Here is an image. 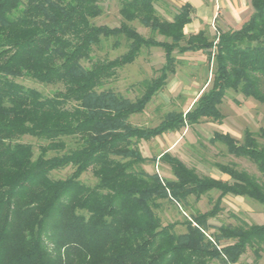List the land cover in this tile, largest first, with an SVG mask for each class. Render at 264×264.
I'll return each mask as SVG.
<instances>
[{"label": "trees", "instance_id": "16d2710c", "mask_svg": "<svg viewBox=\"0 0 264 264\" xmlns=\"http://www.w3.org/2000/svg\"><path fill=\"white\" fill-rule=\"evenodd\" d=\"M168 1L119 0L122 22L111 27L93 22L103 13L101 0H0V264H239L249 248L261 258L264 223L215 227L210 220L226 195L264 205V128L246 129L242 139L223 132L211 138L250 160L261 177L225 163L215 166L227 180L200 175L165 152L159 161L173 175L166 178L142 167L149 159L139 144L205 120L222 123L230 92L264 106V0H251L248 20L213 39L205 29L184 32L190 3L172 6V19L166 18L161 10L169 12ZM121 37L128 41L125 53L83 64L105 40L115 38L119 47ZM144 48L162 49L165 63L142 82L140 97L102 89ZM198 51L214 70L192 107L155 126L131 123L176 73L175 53ZM21 77L57 90L46 95L19 83ZM25 136L40 140L38 155L20 141ZM67 167L68 177L52 176ZM89 170L93 186L81 180ZM212 192L219 196L209 197L210 209L195 207ZM164 202L186 213L185 232L177 222H162Z\"/></svg>", "mask_w": 264, "mask_h": 264}, {"label": "rangeland", "instance_id": "374dc122", "mask_svg": "<svg viewBox=\"0 0 264 264\" xmlns=\"http://www.w3.org/2000/svg\"><path fill=\"white\" fill-rule=\"evenodd\" d=\"M172 2V0L168 1L170 7L168 11H171L165 15L168 19H172V6H174ZM101 5L103 13L93 22L97 25L119 26L122 22L119 14V0H101ZM161 12L164 14L163 10ZM222 20H225L223 16H216L209 25H204L210 39L217 36L218 30H222ZM132 25L144 36L150 35V31L138 22ZM158 39L163 38L158 36ZM115 41V38L105 40L101 46L94 49L91 60L85 61L83 64L90 67L93 61L97 59H114L125 53L128 49V41L121 37L120 46L114 47ZM175 54L178 59L176 73L170 75L166 86L153 98L143 113L130 118L134 125L155 126L169 113L186 112L204 89L210 86L214 65L213 62L209 63L205 53L198 51L187 52L182 55L177 52ZM164 63L165 55L162 49L144 48L132 64L120 68L117 76L107 81L102 89H111L130 100H135L144 91L142 82L158 76L159 69ZM17 81L27 87L36 88L46 95L57 90V86L39 83L30 77H21ZM222 111L225 115L222 123L205 120L198 125L184 128L178 132L167 133L150 141H141L140 149L143 155L149 159L148 163L142 167L149 173L157 172L163 177L173 178L169 166L159 161V157L163 153L170 152L180 158L187 166L195 168L200 175L227 180L229 177L215 166V163H225L234 164L240 169H245L261 177L260 172L250 160L228 154L224 146L212 143L211 138L215 132L230 133L237 139H242L246 129L259 132L261 128H264V106L251 98L230 92L222 105ZM20 141L31 143L35 148V154H39L37 146L40 144V140L25 136ZM69 143L71 146L75 145L72 140ZM72 171L71 167H67L54 171L52 176L56 179H64ZM81 180L88 186H93L97 182L91 170L84 173ZM218 196V192H212L209 196H205L198 203H195V207L201 211H206L212 207L209 197L215 201ZM222 208L219 215L210 220V223L215 227L241 222L264 223V205L251 199L226 195L222 200ZM158 213L164 224L177 222L179 223L177 231L185 232V226L182 223L186 213L182 212L180 208L164 202L163 209L159 210ZM215 230V228L212 229V231ZM212 264L222 263L215 260ZM239 264H264V250L261 251V258L256 260L253 250L249 248L242 256Z\"/></svg>", "mask_w": 264, "mask_h": 264}, {"label": "crops", "instance_id": "0c3cea01", "mask_svg": "<svg viewBox=\"0 0 264 264\" xmlns=\"http://www.w3.org/2000/svg\"><path fill=\"white\" fill-rule=\"evenodd\" d=\"M173 5L180 7L185 3L193 6L192 20L184 32L187 35L196 34L206 30L204 25H209L216 16H223L222 30L238 29L252 14L251 0H172ZM169 14L170 12H165Z\"/></svg>", "mask_w": 264, "mask_h": 264}]
</instances>
